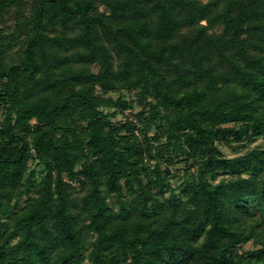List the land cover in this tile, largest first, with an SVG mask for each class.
I'll use <instances>...</instances> for the list:
<instances>
[{"label":"trees","instance_id":"obj_1","mask_svg":"<svg viewBox=\"0 0 264 264\" xmlns=\"http://www.w3.org/2000/svg\"><path fill=\"white\" fill-rule=\"evenodd\" d=\"M259 138L264 0H0V264H264Z\"/></svg>","mask_w":264,"mask_h":264},{"label":"rangeland","instance_id":"obj_2","mask_svg":"<svg viewBox=\"0 0 264 264\" xmlns=\"http://www.w3.org/2000/svg\"><path fill=\"white\" fill-rule=\"evenodd\" d=\"M202 1H206V0H202ZM29 2L31 3L32 0H29ZM9 24L8 25H12V22L9 21L8 22ZM221 31V28H217L216 29V32H220ZM125 99L127 100H135L137 97L135 95V93H128V92H123L122 94ZM110 96H112L114 99H117L120 95L119 93H112L110 94ZM141 110V107L138 106L137 104H135V108L132 112V114L129 112V111H125L123 114H119L115 119L114 121L115 122H120L122 121L123 123L126 121V119L129 118L132 120L133 119V115L138 113L139 111ZM109 111V110H107ZM134 122H137L136 119H134ZM155 134V130H151L149 132V136H154ZM218 147L220 148L221 152L223 153V155L227 158H235V157H238V156H242L246 153H248L249 151H252L254 149H264V139L263 138H259L257 139L255 142L253 143H250V144H247L245 147L243 148H231L229 146H226L222 143H218ZM153 161L152 162V165H154V163H156V161L154 160H151ZM32 168H36V165L35 163L32 164L31 166ZM167 165H163V168H166ZM190 171V168L188 165H186L185 162H182V161H176L173 166L171 167V172H172V175H173V178L171 180L173 186L177 187L183 180H185L187 177H188V174H186V172ZM191 172H195V168L192 169ZM220 178H231V176H221ZM77 186V185H76ZM80 192V190L78 191V193ZM264 213V212H263ZM257 247L252 243H248L246 245H244L242 247V251H253L255 250Z\"/></svg>","mask_w":264,"mask_h":264}]
</instances>
